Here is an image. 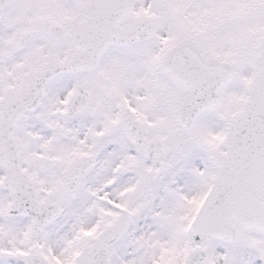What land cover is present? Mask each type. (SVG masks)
Wrapping results in <instances>:
<instances>
[{
	"label": "snow or ice",
	"instance_id": "1",
	"mask_svg": "<svg viewBox=\"0 0 264 264\" xmlns=\"http://www.w3.org/2000/svg\"><path fill=\"white\" fill-rule=\"evenodd\" d=\"M0 264H264V0H0Z\"/></svg>",
	"mask_w": 264,
	"mask_h": 264
}]
</instances>
